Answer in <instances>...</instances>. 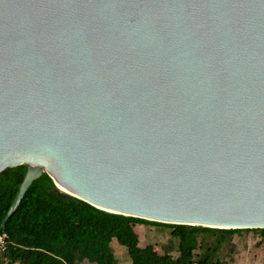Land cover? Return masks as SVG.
I'll return each mask as SVG.
<instances>
[{"label":"water","instance_id":"1","mask_svg":"<svg viewBox=\"0 0 264 264\" xmlns=\"http://www.w3.org/2000/svg\"><path fill=\"white\" fill-rule=\"evenodd\" d=\"M112 216L264 229V0H0V173Z\"/></svg>","mask_w":264,"mask_h":264},{"label":"trees","instance_id":"2","mask_svg":"<svg viewBox=\"0 0 264 264\" xmlns=\"http://www.w3.org/2000/svg\"><path fill=\"white\" fill-rule=\"evenodd\" d=\"M24 173V166L0 173V221ZM145 226L169 230L162 254L152 245H139L135 228ZM249 230L256 229L170 225L108 215L75 198H60L49 178L41 174L0 231L6 237L0 264H116L112 242L125 249L130 264H224L217 258L220 250L225 248L229 257L232 237ZM258 230L264 235V229ZM170 250L176 255L171 256Z\"/></svg>","mask_w":264,"mask_h":264},{"label":"rangeland","instance_id":"3","mask_svg":"<svg viewBox=\"0 0 264 264\" xmlns=\"http://www.w3.org/2000/svg\"><path fill=\"white\" fill-rule=\"evenodd\" d=\"M136 232L139 233V245H152L155 251L162 254L163 246H167L169 242L168 229L145 226L142 228L136 227ZM209 239L208 235H205ZM175 240L172 241V247H175ZM232 253L225 257L226 249L222 248L217 255V258L224 264H264V235H261L258 229L242 231L235 234L231 239ZM116 264H130L129 258L126 255L125 249L111 243ZM171 256H175L176 252L169 251Z\"/></svg>","mask_w":264,"mask_h":264},{"label":"built area","instance_id":"4","mask_svg":"<svg viewBox=\"0 0 264 264\" xmlns=\"http://www.w3.org/2000/svg\"><path fill=\"white\" fill-rule=\"evenodd\" d=\"M5 235L0 234V254L2 253L4 246H5Z\"/></svg>","mask_w":264,"mask_h":264}]
</instances>
